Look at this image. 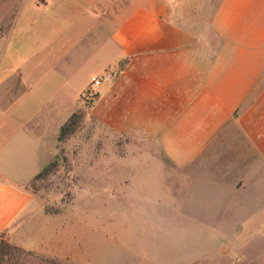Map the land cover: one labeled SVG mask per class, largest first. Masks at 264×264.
Returning <instances> with one entry per match:
<instances>
[{
    "label": "rangeland",
    "instance_id": "obj_1",
    "mask_svg": "<svg viewBox=\"0 0 264 264\" xmlns=\"http://www.w3.org/2000/svg\"><path fill=\"white\" fill-rule=\"evenodd\" d=\"M218 2L99 0V10H165L201 39L211 31ZM95 3L0 0V37L17 10H65V21H85L54 66L68 81L67 109L74 106L70 86L80 89L102 75L111 24L99 20ZM85 13L93 18L86 21ZM85 90L62 143L59 131L51 161L56 168L31 182L32 202L6 232L18 226L20 233L0 235V264H264V170L245 162L248 147L233 128L229 138L216 137L202 158L178 166L159 143L108 127L106 114L93 111L97 96L87 99ZM17 235L27 237L29 249L18 245Z\"/></svg>",
    "mask_w": 264,
    "mask_h": 264
},
{
    "label": "crops",
    "instance_id": "obj_2",
    "mask_svg": "<svg viewBox=\"0 0 264 264\" xmlns=\"http://www.w3.org/2000/svg\"><path fill=\"white\" fill-rule=\"evenodd\" d=\"M64 11L17 10L0 37V235L20 233L6 232L32 202L28 187L54 158L60 128L90 82L70 86L67 109L68 81L54 66L85 21H65ZM164 11L99 10L111 31L98 75L112 80L99 88L93 111L117 132L159 143L178 166L202 158L233 128L248 147L245 162L264 170V0H219L208 22L213 38L211 31L196 38ZM112 118L121 124L112 127ZM15 239L29 249L25 235Z\"/></svg>",
    "mask_w": 264,
    "mask_h": 264
},
{
    "label": "trees",
    "instance_id": "obj_3",
    "mask_svg": "<svg viewBox=\"0 0 264 264\" xmlns=\"http://www.w3.org/2000/svg\"><path fill=\"white\" fill-rule=\"evenodd\" d=\"M76 118L75 115H72L68 121L66 122V124H64V126H62L60 128V135L58 138V142L62 143L65 139L66 136L72 131V127H73V121ZM56 168V164L55 162L50 163L47 167H45L35 178L34 180H38L41 177H45L46 175H48L49 173H51L54 169Z\"/></svg>",
    "mask_w": 264,
    "mask_h": 264
},
{
    "label": "built area",
    "instance_id": "obj_4",
    "mask_svg": "<svg viewBox=\"0 0 264 264\" xmlns=\"http://www.w3.org/2000/svg\"><path fill=\"white\" fill-rule=\"evenodd\" d=\"M111 79V75L105 73L101 75L99 78H94L91 80L88 88L85 90L84 97L87 99H94L98 96V88L105 82Z\"/></svg>",
    "mask_w": 264,
    "mask_h": 264
}]
</instances>
